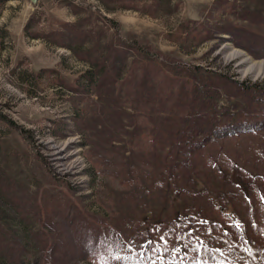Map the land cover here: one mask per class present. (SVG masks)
Masks as SVG:
<instances>
[{"label":"rangeland","instance_id":"obj_1","mask_svg":"<svg viewBox=\"0 0 264 264\" xmlns=\"http://www.w3.org/2000/svg\"><path fill=\"white\" fill-rule=\"evenodd\" d=\"M163 71L191 74L180 94ZM213 73L230 79L218 112L264 118V0H0V264H120L110 243L95 257L98 233L156 240L209 209L204 190L214 217V200L259 215L264 125L187 167L168 148L183 117L206 119L185 100Z\"/></svg>","mask_w":264,"mask_h":264},{"label":"trees","instance_id":"obj_2","mask_svg":"<svg viewBox=\"0 0 264 264\" xmlns=\"http://www.w3.org/2000/svg\"><path fill=\"white\" fill-rule=\"evenodd\" d=\"M157 68L161 69L159 66ZM163 74L165 79L168 77L181 81L179 94L186 87V78L191 76L186 72L183 76L184 80H181V74L169 75L167 71H163ZM212 78L214 80H208ZM200 80H203L204 83L200 102L197 101V96L194 93L185 102L193 113L197 112L198 109H194V107L199 104L201 110L197 112V115L201 116L204 112L206 119L200 124L192 121L190 125H185L187 117H183V122L180 124L185 127L181 131L174 130L168 146L169 151L174 150L180 153L179 151L183 150L184 159L177 158L174 161L176 164L180 160L179 166L182 167L190 165V158L196 154V150L203 151V148H206L216 138L259 129L256 127L258 122L260 125H264V118L252 121L246 115L240 116V112L227 114L224 110L220 112L216 110V100L213 95L218 93V89L223 86L222 83L230 80L229 77L224 78L221 73H213L212 76L204 79L201 74ZM217 80L218 82L215 83ZM205 84L208 88L205 87ZM212 85L214 89L211 88ZM239 86H243L245 91L252 94L257 90V84L239 83ZM166 89L167 92L170 91V85L168 88L166 86ZM194 89L197 87L195 86ZM198 133L203 137L196 140L194 135ZM186 156L189 157L186 159ZM207 157L211 158L209 155ZM201 194H205L203 201L206 200L205 204L209 209L206 208V205L205 207L200 205L197 211L195 210L196 213L191 212L195 216L190 214L191 217L173 221L156 240H146L140 244L138 241H134L136 238H130V241L126 240L125 235L119 231L108 230L107 239L104 238L103 233H98L100 244L95 257L103 256L108 243H110L112 248L107 252L114 253V258L120 259V264H264V209L259 208V210L261 209L260 213L255 216L251 214L254 211L253 206L247 205L245 214L249 221L246 222L241 217L236 218L231 215L232 213L226 211L223 202L216 204L214 200L215 205L223 214L221 219L214 217L215 208L211 204L213 199L217 198H214L210 191L205 192L204 190ZM201 207L203 210L200 209ZM222 220H225V223ZM104 227L102 230H105Z\"/></svg>","mask_w":264,"mask_h":264},{"label":"bare ground","instance_id":"obj_3","mask_svg":"<svg viewBox=\"0 0 264 264\" xmlns=\"http://www.w3.org/2000/svg\"><path fill=\"white\" fill-rule=\"evenodd\" d=\"M240 54L239 52L237 53V55Z\"/></svg>","mask_w":264,"mask_h":264}]
</instances>
